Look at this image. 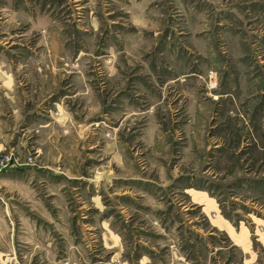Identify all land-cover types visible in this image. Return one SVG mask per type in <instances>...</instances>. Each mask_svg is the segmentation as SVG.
I'll return each mask as SVG.
<instances>
[{"label":"rangeland","instance_id":"obj_1","mask_svg":"<svg viewBox=\"0 0 264 264\" xmlns=\"http://www.w3.org/2000/svg\"><path fill=\"white\" fill-rule=\"evenodd\" d=\"M0 264H264V0H0Z\"/></svg>","mask_w":264,"mask_h":264},{"label":"crops","instance_id":"obj_2","mask_svg":"<svg viewBox=\"0 0 264 264\" xmlns=\"http://www.w3.org/2000/svg\"><path fill=\"white\" fill-rule=\"evenodd\" d=\"M16 79L14 78V80H13V83H12V89H11V93L13 94V96H14V99L16 100L17 98H21L22 97V95H24L23 97L24 98H27V95L26 94H23L24 92L23 91H21L20 89H19V86L16 84ZM11 84V81L9 80V85ZM44 85V84H43ZM30 88H34V89H36V87L35 86H33V85H30ZM50 88L51 87H48V86H45L44 85V88H43V90H42V87L41 86H39L38 87V91H37V96L35 97V99H36V101H38V100H40L49 90H50ZM16 102V101H15ZM16 118H18L19 117V115L18 114H16V115H14Z\"/></svg>","mask_w":264,"mask_h":264}]
</instances>
